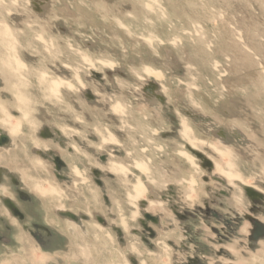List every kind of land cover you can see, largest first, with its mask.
<instances>
[{"label":"rangeland","instance_id":"1","mask_svg":"<svg viewBox=\"0 0 264 264\" xmlns=\"http://www.w3.org/2000/svg\"><path fill=\"white\" fill-rule=\"evenodd\" d=\"M0 171V264H264V0H0Z\"/></svg>","mask_w":264,"mask_h":264},{"label":"bare ground","instance_id":"2","mask_svg":"<svg viewBox=\"0 0 264 264\" xmlns=\"http://www.w3.org/2000/svg\"><path fill=\"white\" fill-rule=\"evenodd\" d=\"M151 75H155V76H157L158 77V75H157V72H152L151 73ZM18 130V129H17ZM11 132H10V135L11 136H14V135H16V133H17V131L15 130V128H11V130H10ZM6 142V141H5ZM7 144V143H6ZM9 145V144H8ZM7 145V146H8ZM13 145V144H12ZM11 146V145H10ZM4 148H6V146L4 147ZM7 149V148H6ZM6 151V150H5ZM2 172L0 171V179H1V177H2ZM14 175V174H13ZM136 190V189H135ZM137 192H138V194H141V195H143L144 194V192H145V188H144V186L142 185V186H140V187H138L137 188ZM0 201H2L1 199H0ZM5 209V208H4ZM62 210V209H61ZM6 211V210H5ZM8 213V212H7ZM4 215H6V214H4ZM8 216V215H7ZM14 222H15V220H14ZM13 223V222H12Z\"/></svg>","mask_w":264,"mask_h":264}]
</instances>
